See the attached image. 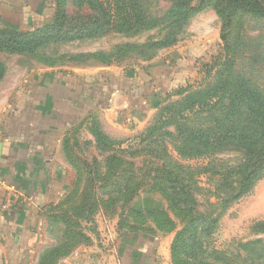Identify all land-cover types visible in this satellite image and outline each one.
<instances>
[{
	"label": "rangeland",
	"instance_id": "1",
	"mask_svg": "<svg viewBox=\"0 0 264 264\" xmlns=\"http://www.w3.org/2000/svg\"><path fill=\"white\" fill-rule=\"evenodd\" d=\"M260 1L264 4V0ZM1 5L4 7L0 8V30L32 32L49 22L55 13V0H0ZM149 12L154 14L155 9ZM224 23L216 10L208 7L174 34L167 25L156 24L137 34L112 32L95 40L46 46L32 57L0 54L6 67L5 77L0 82V144L3 145L0 181L19 191L25 183L32 182L29 193L34 191L35 183L44 179L41 158L46 160V156L55 153L57 139L61 142V157L72 170L66 179L74 181L58 203L48 205L40 213L39 221H35L36 237L31 248H19L15 254L18 264H39L44 250L58 245L57 239L62 238V229L66 226L63 220L54 225L57 227L51 226L52 216L62 212L71 215L82 205L84 198L78 193L85 189L88 177L86 164L82 162L94 157L103 159L105 155L101 152L104 149L97 147L89 116L95 115L100 120L110 139L124 141L125 137L112 132L108 125L107 116L108 120L115 118L119 129L133 141L149 122L153 121L158 127L161 120L158 107L167 105L169 100H181L184 95L180 94L189 95V106L195 101L210 99L230 103L231 98L224 97L230 89L222 90L220 95H215L214 90L222 84L241 85L242 81L253 91L264 93V19L247 16L234 20L225 43L221 39ZM158 43L160 47L143 52L135 48ZM86 54H103L104 57H82ZM103 62L110 64L105 66ZM244 100L243 96L233 98L235 103ZM45 103L63 110V116L45 114L42 111ZM116 105L120 108L115 109ZM150 105L155 106V112L149 113V120L143 124L141 117L147 116L144 112L152 108ZM57 123L60 132L52 133ZM172 153L179 164L208 163L204 158L183 159L176 152ZM221 159L225 164H235L238 155L225 154ZM26 166L33 170L25 169ZM76 180L78 193L73 196ZM199 180L202 188H209L214 182L207 176ZM0 194L3 197L6 193L0 191ZM120 197L112 196L104 208L95 211L90 221L79 220L83 235L79 231L74 234L69 241V248L73 249L64 258L71 254L78 257L77 249L95 242L99 250L111 251L110 255H115L120 264H139L144 248L150 249L155 244L165 247L164 237L169 234L158 231L152 221H135L128 211L122 215L121 204L114 203ZM213 203L216 204V200ZM131 208L147 214L166 208V202L156 193L145 192L133 200ZM214 211L218 222L211 242L216 248H224L231 241L264 238L263 234L252 230L257 222L264 221V174L247 195ZM131 227L142 229L145 234L140 232L134 236ZM139 242L147 246L142 248ZM10 262L9 254L2 253L1 263L12 264Z\"/></svg>",
	"mask_w": 264,
	"mask_h": 264
},
{
	"label": "trees",
	"instance_id": "2",
	"mask_svg": "<svg viewBox=\"0 0 264 264\" xmlns=\"http://www.w3.org/2000/svg\"><path fill=\"white\" fill-rule=\"evenodd\" d=\"M208 7L225 21L224 43L234 20L247 16L264 19L260 0H55V13L42 27L32 32L0 30V54L32 57L46 46L95 40L112 32L137 34L156 24L167 25L174 34ZM151 8L154 14L149 12ZM154 47H160V43L135 48L143 52ZM96 56L100 54L82 57ZM102 64L108 66L110 62ZM5 74L6 67L0 60V82ZM219 88L214 90L215 95L230 89L224 96L231 98L230 103L210 99L189 106V95L180 94L184 95L181 100H169L158 107L160 125L149 122L133 141H113L104 133L100 120L89 116L97 147L107 156L82 162L88 172L85 189L75 191L79 185L76 180L71 193H78L81 199L83 195L82 205L71 215L62 212L52 216L51 226L57 227L54 225L59 220L66 226L58 245L45 251L39 264H56L69 255L73 249L69 241L77 231L83 235L79 220L90 221L95 211L117 195L121 197L114 203L121 204L122 215L128 211L135 221H152L158 231L174 234L172 264H264V238L231 241L224 248H216L211 242L218 222L214 210L247 195L264 174V93L253 91L244 81ZM237 96H243V103L233 101ZM172 151L180 158H204L208 163L179 164ZM225 154L238 155L237 163L225 164L221 159ZM73 168L78 172L75 165ZM203 176L214 181L209 188L200 186ZM145 192L162 197L166 208L147 214L134 211L131 203ZM130 229L134 236L145 234L142 229ZM252 230L264 235V221L257 222Z\"/></svg>",
	"mask_w": 264,
	"mask_h": 264
},
{
	"label": "crops",
	"instance_id": "3",
	"mask_svg": "<svg viewBox=\"0 0 264 264\" xmlns=\"http://www.w3.org/2000/svg\"><path fill=\"white\" fill-rule=\"evenodd\" d=\"M3 7L4 5H1L0 8ZM52 106L53 105H50L49 103H45L43 104L42 111L45 114L49 113L51 116H63V110H60V108H53ZM151 107L152 106L150 105V108ZM119 108L120 106L116 105L115 109ZM153 112H155L154 106L149 109V111L144 112V114L147 116L143 118L141 117L144 122L143 124H146V122L149 120L150 115L148 116V114H152ZM107 121H109L108 125L110 126L112 132L120 133L125 137V140H128L127 137L129 136L126 137V135L123 134V131L119 129L120 127L115 122V118H111L110 120H108L107 116ZM58 132H60L59 123L55 124L52 130V133ZM116 141H118V139ZM55 142L56 145L53 149L55 153H51V156L45 157L44 152H42V157L44 156L45 158H47L46 160H43V158H41V164H44V166H42L43 169L41 170L44 179L40 181L42 182L41 184L40 182L35 183L34 191L29 193L32 188L31 185H33L34 183L27 182L21 189L25 192L21 190L20 192L15 188L11 189L10 185H6L7 189L5 188L3 190V194H6L3 195V197L2 194H0V264H2L1 256L4 252H7L9 254V259L11 261L10 263L18 264L15 254H17L19 248H21V250H28L31 248L36 233L35 221H39L40 213L45 211V208L48 205L58 203L60 199L66 194V192L69 191V189L73 186L74 181L66 179V176L68 175V173L70 174L72 170L61 157V142L58 139L55 140ZM27 159H29V155L27 156ZM27 159L25 157L23 158L24 161H27ZM25 169L30 171L33 170V168L29 169V166H26ZM9 189L17 193L18 200L10 208V210L3 211L2 206L4 203V197L7 196L8 191H10ZM27 189L30 190H28L27 192ZM173 237L174 234H169L164 237L165 247H159L157 246V244H155L154 246L152 245V247L149 249L146 247V244L142 245L139 242L140 247L146 248L143 249V258L142 260H138V263L172 264L170 245ZM94 243L95 242H91L88 246L77 249V251L80 252L78 257H74L71 254L69 257L62 259L58 264H120V261L117 260L115 255H110L111 251L105 250V248L99 250ZM47 249H45L44 251H46ZM146 251L148 254H146ZM123 264L125 263L123 262Z\"/></svg>",
	"mask_w": 264,
	"mask_h": 264
},
{
	"label": "built area",
	"instance_id": "4",
	"mask_svg": "<svg viewBox=\"0 0 264 264\" xmlns=\"http://www.w3.org/2000/svg\"><path fill=\"white\" fill-rule=\"evenodd\" d=\"M5 188L7 189L6 185L0 181V191L2 192ZM6 197H7L5 199L6 202L2 206L3 210L10 209L18 200L17 193H15L13 190L8 191V194Z\"/></svg>",
	"mask_w": 264,
	"mask_h": 264
},
{
	"label": "water",
	"instance_id": "5",
	"mask_svg": "<svg viewBox=\"0 0 264 264\" xmlns=\"http://www.w3.org/2000/svg\"><path fill=\"white\" fill-rule=\"evenodd\" d=\"M3 145L0 144V161L2 160Z\"/></svg>",
	"mask_w": 264,
	"mask_h": 264
}]
</instances>
